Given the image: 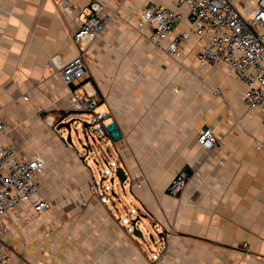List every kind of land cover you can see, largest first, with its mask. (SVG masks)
<instances>
[{
    "label": "crops",
    "instance_id": "0c3cea01",
    "mask_svg": "<svg viewBox=\"0 0 264 264\" xmlns=\"http://www.w3.org/2000/svg\"><path fill=\"white\" fill-rule=\"evenodd\" d=\"M90 1L72 0L74 12L62 13L53 0H0V143L20 159H45L35 177L51 203L37 212L25 202L5 217L15 262L264 264V112L245 104L247 84L223 63H201L196 35L178 58L149 39L152 26L140 22L151 5L182 12L176 32L191 27L177 0H101L108 25L71 88L57 68L78 53L73 33ZM72 90L95 92L96 110L117 124L105 152L127 174L120 193L100 190L86 155L50 121L77 120ZM206 126L217 134L213 150L198 141ZM182 170L189 184L168 194Z\"/></svg>",
    "mask_w": 264,
    "mask_h": 264
},
{
    "label": "built area",
    "instance_id": "2783aa9c",
    "mask_svg": "<svg viewBox=\"0 0 264 264\" xmlns=\"http://www.w3.org/2000/svg\"><path fill=\"white\" fill-rule=\"evenodd\" d=\"M53 1L62 13L74 12L72 0ZM177 2L188 7L191 27L176 32L175 22L183 19L182 12L164 5H151L142 12L140 22L141 25L152 26L149 39L169 56L178 58L188 54L183 43L196 35L200 42L196 58L205 65L225 64L228 76L247 84L243 94L247 107L264 112V0ZM78 18L80 26L73 33L78 53L71 61L57 68V73L68 85L87 75L89 47L104 32L109 22L105 4L101 0H91L83 19L80 16ZM71 101L75 111L94 115V120L85 126L88 133L102 138L119 134L117 124L107 122L110 113L96 110L101 98L95 92L72 90ZM62 118H51L50 121L56 126ZM5 129L6 123L0 113V132ZM198 141L205 149L213 150L218 143L214 128H202L198 133ZM44 166L45 159L42 156L37 155L31 160L20 159L13 144L0 143V264H17L5 239L9 229L4 222L5 217L25 202L31 203L37 212L51 208L49 200L40 196L41 183L35 177ZM190 178L187 171H180L169 185L168 194H181ZM91 190L98 192V185L93 184ZM51 245L54 246L53 243Z\"/></svg>",
    "mask_w": 264,
    "mask_h": 264
},
{
    "label": "rangeland",
    "instance_id": "374dc122",
    "mask_svg": "<svg viewBox=\"0 0 264 264\" xmlns=\"http://www.w3.org/2000/svg\"><path fill=\"white\" fill-rule=\"evenodd\" d=\"M73 117H77L76 121L72 123V140L73 144L76 145L85 155L86 160L89 162L93 169L97 174V181L100 187V190H103V186L106 190H116L117 192H121L122 184L118 178L111 183L110 178L114 175L113 168L117 165L114 160L108 157V153H106L105 143L109 142V138H102L98 135L90 134L87 132V127L83 125V122H92L94 119V115L91 112H81L75 111L72 112ZM70 119V118H68ZM65 136H68V132L64 131ZM87 132V134H86ZM90 145L89 152L86 147ZM101 152L106 153V156H103ZM95 160V161H94ZM103 177H107L106 180H102ZM126 190H129L126 185ZM126 203H129L126 201ZM132 213L133 210H131ZM136 218V217H135ZM137 227L141 228L144 232L146 229L142 225L141 221L137 222ZM151 227V225H150Z\"/></svg>",
    "mask_w": 264,
    "mask_h": 264
},
{
    "label": "water",
    "instance_id": "95a60500",
    "mask_svg": "<svg viewBox=\"0 0 264 264\" xmlns=\"http://www.w3.org/2000/svg\"><path fill=\"white\" fill-rule=\"evenodd\" d=\"M254 33L255 30H254ZM71 88H75V85L72 83L70 84ZM76 120H68V121H60L56 126L58 129L65 128L68 131V136H67V141L69 143H73L72 140V123L75 122ZM89 125V122H84V126ZM83 147H86L85 145ZM114 175L110 178V182L113 183L115 181V178H118L121 182L122 185H124V182L127 180V174L122 166H115L113 168ZM107 177H104L102 180H106ZM141 216H137L136 218L131 219V225L133 227V231L136 235H141V231L137 227V222L140 220Z\"/></svg>",
    "mask_w": 264,
    "mask_h": 264
}]
</instances>
